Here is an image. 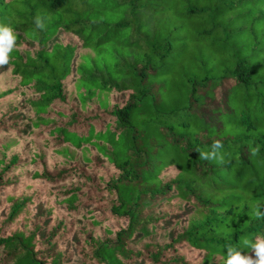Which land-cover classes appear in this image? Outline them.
Here are the masks:
<instances>
[{"label":"trees","instance_id":"trees-1","mask_svg":"<svg viewBox=\"0 0 264 264\" xmlns=\"http://www.w3.org/2000/svg\"><path fill=\"white\" fill-rule=\"evenodd\" d=\"M92 1L107 0H0V24L17 37L0 67V264H223L229 246L254 258L264 236V9L222 73L214 63L179 87L182 110L221 104L218 130L166 122L144 134L138 114L156 103L147 76L172 51L171 32L154 25L159 0H119L112 25H133L115 77L81 60L108 23L90 14ZM217 11L187 13H207L225 42L246 29L227 32L234 17L217 23ZM215 140L217 158L201 159Z\"/></svg>","mask_w":264,"mask_h":264},{"label":"rangeland","instance_id":"rangeland-1","mask_svg":"<svg viewBox=\"0 0 264 264\" xmlns=\"http://www.w3.org/2000/svg\"><path fill=\"white\" fill-rule=\"evenodd\" d=\"M254 2L252 0L250 4L248 0H159L155 7L154 25L160 30L159 34L163 38H167L166 36L171 32L172 51L164 64L157 70L155 69L156 72L153 75L149 73L150 75L147 76L148 79L153 77L151 82L154 85L149 93L156 103L148 106L144 113L138 114L139 124L136 126L138 130L146 134L149 130H154L152 125L156 124L161 130L164 125L160 124L166 122L167 125H173L174 130H218L212 124L211 116L215 114L214 111L222 107L221 104H215L208 108L211 109L210 118L205 112L208 110L205 103L200 105L201 101H198L197 105L194 104V111L190 113L182 110L185 105L177 103L179 102L177 101L178 90L179 87L185 86L183 83L189 87V80L195 75L200 78L204 76L205 69L214 63H217L219 68L215 74L222 73L225 68L222 62L229 60L235 54L239 43L249 44L253 37V31L249 29L251 25L249 22L255 17L253 14L256 11L260 12L264 9V0L258 1V4H254ZM190 6L216 7L218 10L217 23L229 16L234 17L229 27L225 28L227 32L238 31L240 27H246V29L240 28L237 34H234L235 36L225 42L223 38H220L224 33L213 27L209 15L199 12L188 14L187 10ZM120 7L119 0L91 2L90 14L93 11V17H99L108 23L106 26H102L99 32L94 33L88 55H83L81 60L87 65H92L102 74H107V77H115L112 70L115 69L116 64L122 62L121 55L129 51L127 42H130L129 37L132 34L133 23L123 30L112 25L122 20ZM241 29L243 31H240ZM99 38L100 40H98ZM256 43L264 52V27L262 25L260 37H257ZM165 45L167 46V43ZM153 107L159 111L157 115L148 113L149 109L153 111ZM176 109L175 113L168 116L164 113Z\"/></svg>","mask_w":264,"mask_h":264},{"label":"clouds","instance_id":"clouds-1","mask_svg":"<svg viewBox=\"0 0 264 264\" xmlns=\"http://www.w3.org/2000/svg\"><path fill=\"white\" fill-rule=\"evenodd\" d=\"M36 27L43 28L44 25L39 17L36 19ZM16 34L10 24H0V67L9 63V56L16 44ZM211 152H201L200 158L209 160L216 159L219 149L223 147L220 140H215L212 143ZM222 159V157H221ZM257 217L264 213L256 212ZM253 256L242 254L234 247L229 246L227 249V257L223 264H264V236H257L254 243H251Z\"/></svg>","mask_w":264,"mask_h":264}]
</instances>
